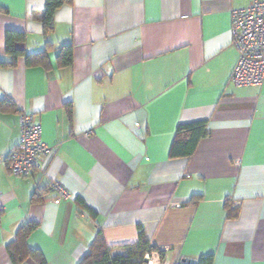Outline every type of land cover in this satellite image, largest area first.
<instances>
[{
    "label": "crops",
    "instance_id": "0c3cea01",
    "mask_svg": "<svg viewBox=\"0 0 264 264\" xmlns=\"http://www.w3.org/2000/svg\"><path fill=\"white\" fill-rule=\"evenodd\" d=\"M249 3L69 0L44 33V0H0V62L8 30L48 60L47 70L24 57L0 68V264H13L6 247L26 223L37 225L28 248L47 264H78L98 233L108 247L141 233L168 248L163 264H264V81L230 84L231 11ZM69 45L72 64L60 67ZM21 113L53 150L30 178L7 168ZM195 122L207 135L192 155L170 157L177 126ZM52 182L69 194L58 205Z\"/></svg>",
    "mask_w": 264,
    "mask_h": 264
},
{
    "label": "trees",
    "instance_id": "16d2710c",
    "mask_svg": "<svg viewBox=\"0 0 264 264\" xmlns=\"http://www.w3.org/2000/svg\"><path fill=\"white\" fill-rule=\"evenodd\" d=\"M68 2L69 0H44V9L39 16V22L44 29V33H48L53 28L54 12ZM24 44L25 35L23 33L8 30L5 34V54L9 57V62H0V68L15 66L18 58L24 57L27 67L40 66L47 70V50L38 54L26 55ZM56 60L60 67H69L72 64L71 46L62 47ZM67 114L70 117L71 110L69 107H67ZM206 135L205 122L178 125L169 156L176 158L192 155L198 141ZM37 200L39 201L40 197L32 198V201ZM195 200L197 198H194ZM78 203L80 206L84 205L81 200H78ZM224 207L228 219L236 217L235 208L229 206L227 202ZM36 229L37 225L35 223H26L17 229L13 241L6 247L13 264H19L27 258H31L36 264H47L42 254L37 250L29 249L26 243L29 235ZM156 249V247L149 246V242L141 233L135 244L121 247H108L100 233H98L78 264H142L144 254ZM176 264H212V257L202 256L196 263H190L182 259Z\"/></svg>",
    "mask_w": 264,
    "mask_h": 264
},
{
    "label": "built area",
    "instance_id": "2783aa9c",
    "mask_svg": "<svg viewBox=\"0 0 264 264\" xmlns=\"http://www.w3.org/2000/svg\"><path fill=\"white\" fill-rule=\"evenodd\" d=\"M232 46L237 61L230 75V84L235 88L259 87L264 81V0H250L247 7L231 11ZM20 140L7 160L8 172L12 176L30 178L44 173L45 164L53 150L42 141L41 126L31 114L19 117ZM1 163V158H0ZM49 190L57 193L52 201L58 205L69 198L61 183L52 182ZM85 215L84 212H82ZM166 247L144 254L146 264H163Z\"/></svg>",
    "mask_w": 264,
    "mask_h": 264
},
{
    "label": "water",
    "instance_id": "95a60500",
    "mask_svg": "<svg viewBox=\"0 0 264 264\" xmlns=\"http://www.w3.org/2000/svg\"><path fill=\"white\" fill-rule=\"evenodd\" d=\"M142 264H146V261L145 260H143V263Z\"/></svg>",
    "mask_w": 264,
    "mask_h": 264
}]
</instances>
